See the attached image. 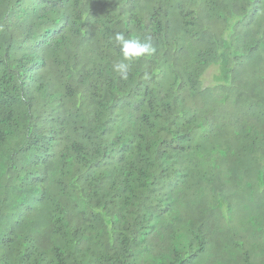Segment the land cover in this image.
<instances>
[{"label": "trees", "instance_id": "16d2710c", "mask_svg": "<svg viewBox=\"0 0 264 264\" xmlns=\"http://www.w3.org/2000/svg\"><path fill=\"white\" fill-rule=\"evenodd\" d=\"M206 249L264 264V0H0V264Z\"/></svg>", "mask_w": 264, "mask_h": 264}, {"label": "clouds", "instance_id": "9594fccd", "mask_svg": "<svg viewBox=\"0 0 264 264\" xmlns=\"http://www.w3.org/2000/svg\"><path fill=\"white\" fill-rule=\"evenodd\" d=\"M115 42L119 46V51L123 57L118 63L113 65L114 70L122 77L126 78L131 68V61L134 59L151 56L155 52L151 37H145L143 41L137 38H126L123 33H117ZM125 61H128L126 63Z\"/></svg>", "mask_w": 264, "mask_h": 264}, {"label": "rangeland", "instance_id": "374dc122", "mask_svg": "<svg viewBox=\"0 0 264 264\" xmlns=\"http://www.w3.org/2000/svg\"><path fill=\"white\" fill-rule=\"evenodd\" d=\"M200 257H202V260L199 264H238L231 254L226 259V254L221 253L220 249L211 251L206 249Z\"/></svg>", "mask_w": 264, "mask_h": 264}]
</instances>
